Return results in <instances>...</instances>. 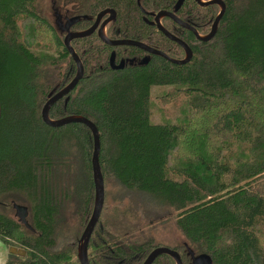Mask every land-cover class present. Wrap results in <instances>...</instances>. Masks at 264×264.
<instances>
[{"label":"trees","instance_id":"trees-1","mask_svg":"<svg viewBox=\"0 0 264 264\" xmlns=\"http://www.w3.org/2000/svg\"><path fill=\"white\" fill-rule=\"evenodd\" d=\"M124 1L64 0L76 19L58 32L46 17L45 0H0V241L24 250L8 252L4 264H69L76 255L93 203L92 137L82 123L45 125L40 109L75 73L62 44L65 32L86 29L105 5ZM223 1L210 39L175 29L191 50L184 64L116 52L114 63L123 66L111 69L114 47L95 34L70 41L83 74L47 115L85 117L98 132L104 198L87 244L89 264H140L163 246L150 238L100 245L128 242L103 221V208L109 197L118 204L135 194L168 210L185 243L167 247L182 264L198 254L211 264H264V0ZM176 2L116 5L105 36L122 38L121 21L142 26L163 3ZM183 5L186 21L205 34L216 6ZM151 46L184 57L154 26ZM14 197L25 201L30 229L6 213L15 209ZM151 264L174 261L161 254Z\"/></svg>","mask_w":264,"mask_h":264},{"label":"water","instance_id":"water-1","mask_svg":"<svg viewBox=\"0 0 264 264\" xmlns=\"http://www.w3.org/2000/svg\"><path fill=\"white\" fill-rule=\"evenodd\" d=\"M198 2L200 5H209V4H215L219 3L220 4V10L213 19L210 29L207 32L206 35L204 36H199L197 32L189 25L186 24L185 22L181 21L177 17H175L172 13L167 12V11H157L154 15V22L156 24L157 30H159L164 36H166L168 39L171 41L177 43L184 51V57L182 59H174L169 57L167 54L164 52L149 47L148 45L135 41V40H130V39H108L105 34L103 33V27L106 24L107 21L111 20L114 17V12L112 9L105 8L96 13L93 22L89 27H87L84 30L80 31H66L65 34L63 35L62 38V44L68 54L71 56L74 64H75V73L74 76L70 79V81L61 89L53 93L51 96H49L44 103L41 106L40 109V118L42 122L49 126V127H59L67 123H82L84 124L90 131L91 137H92V151L90 155V169H91V179H92V185H93V203L91 207V211L89 214V217L80 233L79 239H78V244H77V250H76V258L78 260L79 264H89L87 260V244L88 240L90 237V234L97 222V219L99 217V214L101 212V208L103 205V198H104V189H103V179L102 175L100 173V168L98 164V152H99V140H98V132L95 127V125L88 120L85 117L81 116H76V115H67L58 119H49L48 118V110L51 107L52 104H54L58 99H60L62 96L67 94L77 83V81L81 78L83 74V68L81 65V62L70 46V41L72 39L76 38H81V37H86L92 34V32L95 30L97 37L103 41L105 44L110 45V46H122V45H130V46H135L137 48H140L144 50L147 53H150L152 55H157L162 57L163 59L173 63V64H184L188 62V60L191 58V50L190 48L186 45L184 41L181 39L177 38L176 36L172 35L169 33L167 30H165L159 23V18L161 16H168L170 17L174 22H176L178 25L182 26L183 28H186L190 31H192L195 35L196 38L201 39V40H208L210 39L216 29L217 22L219 18L221 17L223 10H224V4L220 0H208V1H200V0H195ZM109 13V16L105 20H101V17L106 13ZM108 64L111 69H120L122 68V64L115 65L113 63V54L110 52L109 57H108ZM16 208V207H15ZM19 209V214L17 216V220L23 224L27 229H30L29 225L25 221V216H26V208L25 206L18 207ZM9 252L17 255H24V250H17L14 247H9ZM165 254L168 255L173 261L174 264H182L181 259L179 257V254L177 251L174 249H171L167 246H156L153 247L149 253L146 255V257L142 260L140 264H151V262L159 255ZM191 264H211V259L208 255L206 254H198L195 256H191Z\"/></svg>","mask_w":264,"mask_h":264},{"label":"rangeland","instance_id":"rangeland-1","mask_svg":"<svg viewBox=\"0 0 264 264\" xmlns=\"http://www.w3.org/2000/svg\"><path fill=\"white\" fill-rule=\"evenodd\" d=\"M49 0H45V7L47 8L46 17L56 28L58 32H61L64 27L70 24L76 19L74 16H70L72 9V3H66L64 0L54 3L49 9ZM104 33V30H103ZM107 190L112 187L108 184ZM108 198L106 206L103 208V221H108L113 224V228L121 236V238L132 241L145 240L150 238L152 244L158 245H177L184 244L183 237L175 229L171 219H168V210L165 208L159 209L150 206L148 197L145 195L135 194L133 196H125L121 201L116 204L110 201ZM13 202L15 203L14 208H8L6 213L17 219L16 210L18 207L26 205L25 201L20 197H14ZM137 243V242H135ZM9 249L4 243L0 241V264H4L6 255ZM77 260L75 256L72 257L69 264H76Z\"/></svg>","mask_w":264,"mask_h":264},{"label":"flooded vegetation","instance_id":"flooded-vegetation-1","mask_svg":"<svg viewBox=\"0 0 264 264\" xmlns=\"http://www.w3.org/2000/svg\"><path fill=\"white\" fill-rule=\"evenodd\" d=\"M193 3H195L196 5L198 6H206V5H200L198 2H196L195 0H192ZM200 1H208V0H200ZM223 2L224 4V8H225V3L223 0H220ZM126 2H129L131 5H135L137 6L138 8L142 5L143 7H151V6H154V3H155V0H125L124 2H121V3H116V4H109V5H105L103 7V9L105 8H109V9H112L113 12H114V17L107 21L106 24L104 25L103 27V30H104V34H105V28L106 26H108L109 23H111L115 17H116V12L114 10V7L116 5H124ZM162 2H165V0H162ZM209 5H215L216 6V12L215 14L213 15V18L207 28V31L205 34H207V32L209 31L210 29V25L213 21V19L215 18V16L217 15V13L219 12L220 10V4L219 3H215V4H209ZM162 7L158 10V11H167V12H170L172 13L175 17H177L178 19H180L181 21L185 22L186 24H189L187 21H186V18L188 17V10L186 9V6L183 5V0H178V2H176L174 4L173 7H166L165 6V3H163L161 5ZM177 7H179V9H177ZM142 9V8H141ZM143 10V9H142ZM143 12L145 14H151L145 10H143ZM156 13V12H155ZM155 13H153L151 19L149 18H145L144 19V22H143V25L142 26H139L138 23H134L135 25H133V22L134 20L131 22V21H121L120 23V27H119V30H120V36H122V38H119V39H130V40H135V41H139V42H142L146 45H148L149 47H152L151 46V27H155L156 28V24L154 22V15ZM109 16V13L106 12L102 17H101V20H105L107 19ZM74 17V16H73ZM221 18V17H220ZM219 18V19H220ZM94 20V19H93ZM219 21V20H218ZM93 22V21H92ZM151 22L153 23V26H151ZM159 23L160 25L165 29L167 30L169 33H171L172 35L176 36L177 35L174 33L175 29L176 28H181L183 30H185L186 32H189L193 37H195L194 33L186 28H183L182 26L178 25L176 22H174L170 17L168 16H161L159 18ZM170 23V24H169ZM218 24V22H217ZM91 25V24H90ZM195 31V27L192 25V24H189ZM217 27V26H216ZM157 29V28H156ZM216 30V29H215ZM159 31V30H158ZM160 32V31H159ZM197 32V31H196ZM161 33V32H160ZM215 33V32H214ZM92 34H95L96 35V31L94 30L92 32ZM162 34V33H161ZM197 34L199 36H204L205 34H199L197 32ZM163 35V34H162ZM97 36V35H96ZM164 36V35H163ZM166 37V36H165ZM167 38V37H166ZM179 38V37H177ZM196 38V37H195ZM168 39V38H167ZM180 39V38H179ZM170 40V39H169ZM103 42V41H102ZM104 43V42H103ZM107 45V44H106ZM110 46V45H108ZM123 47L127 46V47H132V49L130 50H116L118 46H112L114 48H110V51H109V54L110 52H112L113 55H116V52H117V55H119L120 53H124V54H150V53H147L145 52L144 50L140 49V48H137L135 46H130V45H122ZM111 47V46H110ZM152 48H155V47H152ZM156 49V48H155ZM183 50V49H182ZM163 52V51H162ZM166 54V53H165ZM113 63H114V60H113ZM115 64V63H114ZM109 65V64H108ZM116 65V64H115ZM123 66V65H122ZM121 69V68H120ZM20 212H19V209L16 210V215H18ZM100 245H135L133 243H129V242H121V243H105V244H100ZM156 247V246H155ZM104 250V249H103ZM102 250V251H103ZM105 251H106V248H105ZM90 252V250L86 249V253L88 254ZM149 253V252H148ZM75 258H76V255H75ZM77 259V258H76ZM77 263H78V260H77ZM152 263V262H151ZM79 264V263H78Z\"/></svg>","mask_w":264,"mask_h":264}]
</instances>
